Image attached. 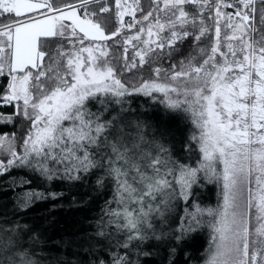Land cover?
<instances>
[{"label":"snow or ice","instance_id":"1","mask_svg":"<svg viewBox=\"0 0 264 264\" xmlns=\"http://www.w3.org/2000/svg\"><path fill=\"white\" fill-rule=\"evenodd\" d=\"M0 264H264V0H0Z\"/></svg>","mask_w":264,"mask_h":264}]
</instances>
